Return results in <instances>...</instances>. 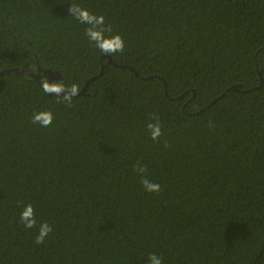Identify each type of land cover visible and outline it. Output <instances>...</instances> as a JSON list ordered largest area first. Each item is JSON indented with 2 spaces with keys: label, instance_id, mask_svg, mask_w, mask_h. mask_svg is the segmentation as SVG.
I'll list each match as a JSON object with an SVG mask.
<instances>
[{
  "label": "trees",
  "instance_id": "obj_1",
  "mask_svg": "<svg viewBox=\"0 0 264 264\" xmlns=\"http://www.w3.org/2000/svg\"><path fill=\"white\" fill-rule=\"evenodd\" d=\"M71 3L124 51L101 53ZM9 69L80 92L97 79L66 106L0 75V264H264V0H0ZM41 110L47 128L31 122ZM28 203L53 229L39 245Z\"/></svg>",
  "mask_w": 264,
  "mask_h": 264
},
{
  "label": "clouds",
  "instance_id": "obj_2",
  "mask_svg": "<svg viewBox=\"0 0 264 264\" xmlns=\"http://www.w3.org/2000/svg\"><path fill=\"white\" fill-rule=\"evenodd\" d=\"M68 12L70 13V16L76 19L79 23L87 25L85 28V35L101 53L113 55L124 51L125 42L123 38L118 33H113L111 26L106 25L105 17L103 15L94 14L86 7L74 3L70 4ZM106 33H109L110 35H106ZM42 88L45 93L55 94L58 98V102L63 103L66 106H71L73 97L80 93V89L76 84L67 86L64 83H50L44 81L42 82ZM53 118V114L50 110H41L33 112L31 122L47 128L51 125ZM153 120L154 122L147 124L146 130L149 137L153 141H156L162 135V128L158 117H154ZM134 171L140 176L141 186L146 192L159 193L161 186L147 178L146 166L137 162ZM19 219L25 229H37L35 243L38 245L44 243L46 237H48L53 230L52 226L47 221H43L37 225L35 210L31 203L24 206ZM147 264H163L162 257L152 253L148 257Z\"/></svg>",
  "mask_w": 264,
  "mask_h": 264
},
{
  "label": "water",
  "instance_id": "obj_3",
  "mask_svg": "<svg viewBox=\"0 0 264 264\" xmlns=\"http://www.w3.org/2000/svg\"><path fill=\"white\" fill-rule=\"evenodd\" d=\"M108 62L112 65V66H117L115 64L114 61H112V59L110 57L107 56ZM45 75L46 77V81L50 82V83H56V82H60V76L58 73L55 72H51V71H41L39 70L38 74H33L31 71H24V70H18V69H9V70H4L2 72H0V75H6V74H17V75H24V76H28L31 77L33 80H35L36 82H38L39 87L41 88V90L43 91L42 88V84L39 82L40 79V74ZM136 75L137 73L134 72ZM261 74V72H259V75ZM102 75V73L100 74ZM97 79V77L90 79L89 81L86 82L85 86L82 88L81 92L78 94L79 95H85V91L86 88L88 87V85L93 81ZM262 85V80H261V84ZM226 91H237V87L236 86H232L231 88L227 89ZM44 92V91H43ZM45 93V92H44ZM47 96L52 97L54 94H50V93H45ZM225 93H223L220 97L222 98L224 96Z\"/></svg>",
  "mask_w": 264,
  "mask_h": 264
}]
</instances>
